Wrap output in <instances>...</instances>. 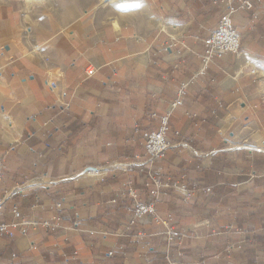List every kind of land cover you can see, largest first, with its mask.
<instances>
[{"label": "crops", "instance_id": "0c3cea01", "mask_svg": "<svg viewBox=\"0 0 264 264\" xmlns=\"http://www.w3.org/2000/svg\"><path fill=\"white\" fill-rule=\"evenodd\" d=\"M260 1L236 13L234 25L262 49ZM226 7L0 0V224H11L17 207L57 225L16 229L0 242V264H166L164 228L151 218L117 233L130 220L126 182L147 201L151 176L200 189L188 201L170 191L157 206L188 234L172 248L177 264H264V51L228 55L201 73L204 40ZM195 77L170 118L171 148L149 162L135 127L158 128L180 84ZM107 167L102 178L85 174ZM60 201L63 209H54Z\"/></svg>", "mask_w": 264, "mask_h": 264}, {"label": "built area", "instance_id": "2783aa9c", "mask_svg": "<svg viewBox=\"0 0 264 264\" xmlns=\"http://www.w3.org/2000/svg\"><path fill=\"white\" fill-rule=\"evenodd\" d=\"M215 4L220 2H226L227 7L222 14L217 27L213 30L212 34L204 40L203 43V53L200 58L202 60L203 69L201 71L204 74L214 60H221L228 55L238 56L241 54L242 50V35L236 29L234 25V16L238 12L252 11L255 8V0H213ZM164 51H171V47L166 48ZM96 73L95 69L88 68L86 74L88 77L94 76ZM200 73V74H201ZM197 77V76H196ZM193 78L188 82H182L177 91V97L171 104V111H168L164 116L159 119V126L155 130L146 129L144 125L138 124L135 127V135L143 141L145 152L149 158V162L157 161L164 157L168 149L171 148V144L168 140V133L170 132V118L173 112L182 107L187 97L188 88L194 83ZM47 85L52 91L57 90V85L55 82L47 81ZM68 108V106H66ZM152 118H157L156 114L151 115ZM33 152V150H32ZM111 167L104 169H89L85 174L102 178L109 172ZM151 178V190L149 194V200L142 201L136 189L134 188L132 181H127L125 184V195L128 196L132 205L129 209L130 220L127 224L123 225L118 230V237H123L129 234L131 230L138 224V222L151 218L156 224L163 226L164 232L162 238L167 246V253L165 255L166 264H176V257H173L171 251L176 244H181L186 239L183 233L176 231L173 225L172 216L162 218L158 214L157 206L164 199L167 198L170 191L179 192L184 197L185 201L190 200L191 196L194 194L196 187L189 189L185 185H181L177 182H173L170 179L161 180L153 176ZM210 192L209 190H206ZM120 197H116L113 203H116ZM63 207L62 203H58L54 206V209L60 210ZM2 210V205L0 204V211ZM1 216V212H0ZM13 222L11 224L1 223L0 224V242L6 236L13 237L15 235V230L18 228H45L50 231H56L57 225H54L50 221H33L27 219L22 212L14 207L12 209ZM77 221L74 223L73 227L75 229L79 228V215L77 214ZM136 239L140 242H145L148 244V237L145 233L139 232L136 235ZM183 256L182 251L177 252V258ZM16 256L14 255V258ZM115 257V252L110 251L107 254V258L113 259Z\"/></svg>", "mask_w": 264, "mask_h": 264}, {"label": "rangeland", "instance_id": "374dc122", "mask_svg": "<svg viewBox=\"0 0 264 264\" xmlns=\"http://www.w3.org/2000/svg\"><path fill=\"white\" fill-rule=\"evenodd\" d=\"M256 13L254 14V15H257V20H259L260 22H259V24L262 26H264V12H262V10H264V1L263 0H261L259 3H257V6H256ZM254 20V19H253ZM241 28H242V26H241ZM239 31V30H238ZM243 31V30H242ZM243 36H244V39H243V36H242V50H241V53L242 52H244V51H251V52H253V53H255L256 55L257 54H259L260 52H262V51H264V45H261V48L262 49H259L257 46H255L254 48H253V44L250 42V41H248L247 39H246V36L244 35V33H245V31H243V32H241V31H239ZM175 43V44H174ZM176 45L177 44V42H176V40H171V43L170 44H162L163 45V48H164V50L166 49V48H169V47H171V51H165L166 53H170V52H172V48L174 47V45ZM263 46V47H262ZM261 50V51H260ZM255 60H257V58H255ZM250 68H252V67H250ZM248 72H250V70H248ZM248 74H251V76L253 75V73L252 72H250V73H248ZM87 75V74H86ZM47 81H50V78H48L47 79ZM47 81H46V84H47ZM56 83V82H55ZM57 85V84H56ZM48 86V85H47ZM49 87V86H48ZM58 87V86H57ZM59 88H57V90H58ZM56 91V90H55ZM68 106V105H67ZM66 107V106H65ZM192 118H194V119H197V115H192ZM32 120L33 121H35V118H32ZM176 136H180V133H176ZM183 185H185V184H183ZM185 186H187V184L185 185ZM189 189H192L193 187H196V190L194 191V193L195 192H198L200 189L198 188V185H195V184H192V185H190V186H187ZM135 188V187H134ZM136 189V188H135ZM206 190H209V188H207ZM205 190V191H206ZM211 191V190H210ZM177 193H179V192H177ZM180 195H181V197L184 199V197L182 196V194L181 193H179ZM194 195V194H193ZM193 195L191 196V198L193 197ZM190 198V199H191ZM58 203H62L63 204V207H64V202L63 201H60V202H58ZM58 203H56L54 206H56ZM63 207L61 208V209H63ZM60 209V210H61ZM58 210V209H57ZM77 214L75 215V218H74V222H73V225H74V223L77 221ZM80 218V217H79ZM40 222H43V221H40ZM79 223H80V219H79ZM72 225V226H73ZM173 225H174V223H173ZM174 227H175V225H174ZM176 228V227H175ZM73 229H75L74 227H73ZM78 229V228H77ZM176 231L177 232H179V233H183L185 236H186V238H188V234L185 232V231H178L177 229H176ZM186 240V239H185ZM148 241V240H147ZM143 243H145V242H143ZM167 247V246H166ZM109 253V252H108ZM107 253V254H108ZM106 258H107V256H106ZM109 259V258H108ZM177 264V263H176Z\"/></svg>", "mask_w": 264, "mask_h": 264}]
</instances>
